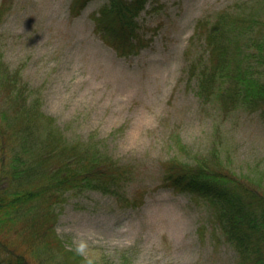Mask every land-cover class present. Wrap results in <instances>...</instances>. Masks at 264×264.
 <instances>
[{"label": "rangeland", "instance_id": "1", "mask_svg": "<svg viewBox=\"0 0 264 264\" xmlns=\"http://www.w3.org/2000/svg\"><path fill=\"white\" fill-rule=\"evenodd\" d=\"M74 1L0 0V110L18 102L6 72L41 112L40 141L89 142L117 178L66 191L37 222L44 239L20 235L19 221L0 230V264L17 254L26 264H237L213 208L163 177L171 160L211 154L264 190V111L200 100L184 73L206 57L201 25L246 12L258 36L264 0H148L135 18L136 53L116 23L112 33L98 27L109 0L76 12Z\"/></svg>", "mask_w": 264, "mask_h": 264}, {"label": "trees", "instance_id": "2", "mask_svg": "<svg viewBox=\"0 0 264 264\" xmlns=\"http://www.w3.org/2000/svg\"><path fill=\"white\" fill-rule=\"evenodd\" d=\"M86 1L75 0L72 9L80 10ZM147 1L109 0L99 10L98 27L112 33L110 26L116 23L128 51L136 53L141 41L135 35V18ZM258 21L246 12L224 11L201 25L206 57L201 67L184 69L198 99L220 100L226 108L237 103L264 111V29L258 36L252 35ZM4 73L5 84L13 86L11 92L18 102L14 110H0V182L5 184L0 187V230L19 221L24 225L18 229L20 235L44 239L41 234L46 233L37 222L53 217L51 206L66 191L105 190L101 181L117 176L112 174V163L106 164V159L90 150L89 142L40 141L37 118L41 112H33L34 104L28 105L22 91L16 89L14 76ZM205 157L194 165L171 160L164 182L213 208L218 228L236 252L237 264H264V190L248 176L222 169L216 157L211 160V154ZM109 184L107 181L106 191ZM17 255L6 264H26Z\"/></svg>", "mask_w": 264, "mask_h": 264}]
</instances>
